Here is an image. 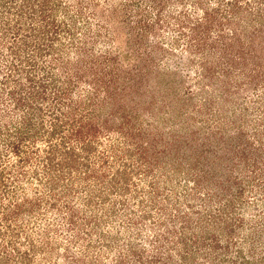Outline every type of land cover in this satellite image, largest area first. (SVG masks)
Masks as SVG:
<instances>
[{"label":"rangeland","instance_id":"rangeland-1","mask_svg":"<svg viewBox=\"0 0 264 264\" xmlns=\"http://www.w3.org/2000/svg\"><path fill=\"white\" fill-rule=\"evenodd\" d=\"M0 264H264V0H0Z\"/></svg>","mask_w":264,"mask_h":264},{"label":"trees","instance_id":"trees-1","mask_svg":"<svg viewBox=\"0 0 264 264\" xmlns=\"http://www.w3.org/2000/svg\"><path fill=\"white\" fill-rule=\"evenodd\" d=\"M24 126L22 133L18 132L16 134H18L19 136L16 138L17 142L23 141L24 137L26 134H24V132L29 133L31 128H32V120L30 118H25L24 123L22 124Z\"/></svg>","mask_w":264,"mask_h":264}]
</instances>
